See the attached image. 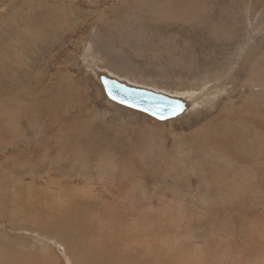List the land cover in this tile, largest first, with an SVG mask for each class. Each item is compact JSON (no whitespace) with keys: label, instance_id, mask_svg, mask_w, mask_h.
I'll list each match as a JSON object with an SVG mask.
<instances>
[{"label":"rangeland","instance_id":"obj_1","mask_svg":"<svg viewBox=\"0 0 264 264\" xmlns=\"http://www.w3.org/2000/svg\"><path fill=\"white\" fill-rule=\"evenodd\" d=\"M175 1L193 18L160 19L154 0H0V261L90 264L69 251L84 222L101 264H264V0ZM94 67L219 92L159 122L110 102ZM62 213L66 230L44 226Z\"/></svg>","mask_w":264,"mask_h":264},{"label":"bare ground","instance_id":"obj_2","mask_svg":"<svg viewBox=\"0 0 264 264\" xmlns=\"http://www.w3.org/2000/svg\"><path fill=\"white\" fill-rule=\"evenodd\" d=\"M156 2H154L153 5H151V9H153V11L155 12V14L160 18V19H166V20H169V19H175V20H184L186 19L187 17L190 18L193 16V14H195V10L194 8L196 6L193 7V5H189L190 8H191V11L189 13H186L185 12H181V9L176 11L174 9V5H176V1L175 0H154ZM183 1V0H182ZM178 3V2H177ZM180 4V3H179ZM243 4V3H242ZM57 5V4H56ZM62 6V5H61ZM177 9V7H176ZM56 14V13H55ZM60 17V16H59ZM193 18V17H192ZM62 22V21H61ZM220 26V25H219ZM249 28V27H248ZM261 31V30H260ZM163 43V42H162ZM247 47V46H246ZM243 49V47H242ZM250 49V48H249ZM245 51L246 50H241L240 52V56L242 54H245ZM87 52V51H86ZM83 53V51H82ZM88 54V53H87ZM86 54V55H87ZM239 58V56H238ZM98 59V57H97ZM93 60V59H92ZM237 63H233L232 66H230L231 68L233 67V65H236ZM128 66V65H127ZM238 66V65H237ZM232 70V69H231ZM102 71L101 69H98L96 67H94L93 69V72L95 74V77H96V80L98 81L99 78L101 76H106L118 83H121V84H125V85H128V86H132V87H135V85H132L130 84V82L128 81H124L122 82V80L120 81L119 79H117L116 77L112 76V74L108 71ZM119 71V70H118ZM123 71V70H121ZM120 72V71H119ZM118 72V73H119ZM35 75V74H34ZM129 75V74H127ZM19 77V76H18ZM46 79V77H45ZM45 82V81H44ZM99 83V81H98ZM100 84V83H99ZM152 84V83H151ZM47 85V84H46ZM62 85V84H61ZM138 85V84H137ZM101 86V85H100ZM217 85H214V87H211V86H208L207 83L204 85L201 86V90L200 92H198V94L195 92H193L192 90L190 92H184L183 94L181 95H170V94H167L166 92L162 91V90H157V89H154V88H151V87H142V86H138V87H135V88H138V89H143V90H147L149 92H152V93H160V94H164V95H167L169 96L170 98H174V99H178L182 105H183V112L182 114H180L179 116L173 118V119H169V120H165V121H161L159 119H156V118H153L150 116V118H153L154 120L156 121H159V122H167V121H171V120H175L177 118H181L182 116H184V114L186 113V111H188L190 108H194L196 107L200 101L202 100H207L209 98H212V96H215L216 93H212L210 94L211 91H214V92H219L218 90V87H216ZM102 88V87H101ZM45 90V89H44ZM103 91V89H102ZM46 93V92H44ZM104 93V92H103ZM33 94V93H32ZM44 95V94H43ZM105 95V94H104ZM25 96V95H24ZM42 97V96H41ZM106 97V96H105ZM205 97V98H204ZM38 98V97H37ZM107 98V97H106ZM108 99V98H107ZM109 100V99H108ZM110 102H112L111 100H109ZM76 102V101H74ZM114 103V102H112ZM73 104V103H72ZM116 104V103H115ZM33 105V104H32ZM118 105V104H117ZM121 106V105H120ZM125 107V106H123ZM127 108V107H126ZM130 109V108H129ZM36 110V109H35ZM137 111V110H135ZM140 112V111H138ZM185 112V113H184ZM143 113V112H141ZM146 114V113H144ZM38 115V114H37ZM148 115V114H146ZM149 116V115H148ZM172 122V121H171ZM9 133V132H8ZM18 135V134H17ZM3 136V135H2ZM11 137V136H10ZM23 141V140H22ZM157 142V141H156ZM4 143V142H3ZM3 147V146H2ZM145 147V146H144ZM8 148V147H7ZM17 148V147H16ZM184 148V147H183ZM185 154V153H184ZM54 157V156H53ZM184 159V158H183ZM26 160V159H25ZM4 161V160H3ZM61 163V162H60ZM11 164V163H10ZM13 164V163H12ZM24 164V163H23ZM1 165V164H0ZM247 165V164H246ZM186 166V165H185ZM2 167V166H1ZM40 167V166H39ZM31 168V167H30ZM33 168V167H32ZM35 169V168H34ZM32 169V170H34ZM26 170V169H25ZM72 170V169H71ZM11 171V170H10ZM34 172V171H33ZM23 173V172H22ZM44 173V172H43ZM63 174V173H62ZM247 174V173H246ZM247 177V176H246ZM46 179V178H45ZM49 180V179H48ZM170 180V179H169ZM51 181V180H50ZM250 194V193H249ZM254 194V193H253ZM44 196L46 194H41V196ZM2 196V195H1ZM261 196V195H260ZM11 198V197H10ZM18 198V197H17ZM43 198V197H42ZM46 198V197H45ZM13 199V198H12ZM44 199V198H43ZM4 199H2L3 201ZM16 200V198H15ZM54 201V200H53ZM57 201V200H56ZM1 203V202H0ZM12 203V202H11ZM19 203V202H17ZM14 206V205H13ZM1 209V208H0ZM17 209V208H16ZM19 210H21L19 208ZM18 210V211H19ZM32 208H31V205L28 204V207L26 208V212H31ZM103 210V209H102ZM33 211V210H32ZM21 212V211H19ZM163 213V212H162ZM15 214V213H14ZM19 215H22V214H19ZM33 215V214H32ZM39 216V215H38ZM44 216V215H43ZM33 217H35V215H33ZM46 217V216H45ZM20 218V217H19ZM53 218V217H52ZM46 224L44 226L46 227H52V228H58V229H63V230H66L67 227L70 225L68 223H70L67 215L65 213H62L60 214L59 216H57L56 218H54V220H47V222H45ZM83 223V229H84V232L83 233H80L78 234L77 231H76V228L72 227L71 230H72V233H74V235L76 236V240H73V241H69L70 242V254H72V257L74 259L75 262H80L84 256L82 255L83 253L85 254H88V260H90V264H101L103 262V258H106V259H109V262L112 263V260L111 258H107V252H100L98 250V247L96 245V243L89 238L86 230H85V225H84V222ZM92 225V224H91ZM55 230V229H54ZM78 234V235H76ZM48 241V240H46ZM105 246H108V245H105ZM20 247V246H19ZM4 248V247H2ZM2 250V249H1ZM15 250V249H14ZM13 250V251H14ZM55 250V249H54ZM139 250V249H138ZM25 251V250H24ZM27 251V250H26ZM127 251H123V253H125ZM151 255V254H150ZM6 256V255H5ZM7 257V256H6ZM3 256V259L6 258ZM10 257V256H8ZM97 257V259H93ZM1 258V257H0ZM53 258V257H52ZM124 260L123 262H126V264H138L136 262V260L133 258V259H128L127 257L123 256ZM7 259V258H6ZM5 259V260H6ZM17 259V258H16ZM23 260V259H22ZM4 261V260H3ZM0 261V264H8V261ZM10 262V261H9ZM18 262V261H17ZM27 262V260H26ZM67 262V261H66ZM14 263V262H13ZM10 264V263H9Z\"/></svg>","mask_w":264,"mask_h":264},{"label":"water","instance_id":"obj_3","mask_svg":"<svg viewBox=\"0 0 264 264\" xmlns=\"http://www.w3.org/2000/svg\"><path fill=\"white\" fill-rule=\"evenodd\" d=\"M98 81L105 96L112 102L161 121L173 119L183 112V105L178 99L121 84L106 76H101Z\"/></svg>","mask_w":264,"mask_h":264},{"label":"snow or ice","instance_id":"obj_4","mask_svg":"<svg viewBox=\"0 0 264 264\" xmlns=\"http://www.w3.org/2000/svg\"><path fill=\"white\" fill-rule=\"evenodd\" d=\"M175 114V113H174Z\"/></svg>","mask_w":264,"mask_h":264}]
</instances>
